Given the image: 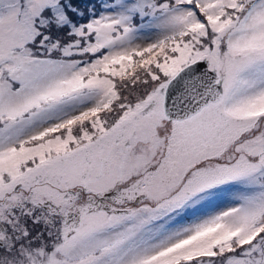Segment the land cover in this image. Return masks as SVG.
<instances>
[{
	"label": "snow or ice",
	"instance_id": "obj_1",
	"mask_svg": "<svg viewBox=\"0 0 264 264\" xmlns=\"http://www.w3.org/2000/svg\"><path fill=\"white\" fill-rule=\"evenodd\" d=\"M0 264H264V0H0Z\"/></svg>",
	"mask_w": 264,
	"mask_h": 264
}]
</instances>
